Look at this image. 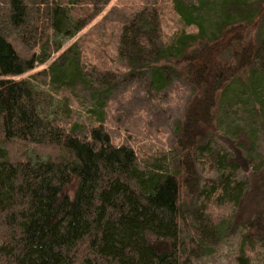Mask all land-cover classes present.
<instances>
[{"label":"trees","instance_id":"16d2710c","mask_svg":"<svg viewBox=\"0 0 264 264\" xmlns=\"http://www.w3.org/2000/svg\"><path fill=\"white\" fill-rule=\"evenodd\" d=\"M111 1L0 0V264H187L188 247L203 241L204 230L187 224L184 194H197L201 212L191 220L205 230L213 224L206 215L210 205L237 206V262L254 264L264 243V173L244 160L256 144L247 152L228 147L221 156L208 137L220 134L218 117L227 107L248 112L249 138L262 125L264 39L252 31L264 6L171 0L184 27L196 33L182 31L164 42L154 9L141 10L123 29L121 50L132 55L125 77H144L150 92L176 80L192 89L179 127L180 159L171 170L149 168L135 139L106 130L107 97L97 128L51 118L52 98L32 80L42 75L43 84L85 85L80 58L16 79L50 61ZM205 153L220 175L200 189L197 165Z\"/></svg>","mask_w":264,"mask_h":264},{"label":"rangeland","instance_id":"374dc122","mask_svg":"<svg viewBox=\"0 0 264 264\" xmlns=\"http://www.w3.org/2000/svg\"><path fill=\"white\" fill-rule=\"evenodd\" d=\"M251 1L259 7L264 6V0ZM143 9H154L159 14L164 42L182 31L197 32L194 27H184L171 0H112L86 28L75 37L68 39L62 50L55 52L50 61L16 79H30L33 75L43 73L54 63L62 68L63 62L80 58L79 67L82 68L85 85L78 84L75 89H69L53 83L52 80L43 84L42 75L35 81L32 80L39 91L52 98L51 118L57 117L64 126L80 125L97 128L98 124L95 121L98 120L99 105L102 104L104 97H107L106 130L114 134L121 132L124 137L130 136L135 139L136 145L147 153L144 162L149 168L160 164L174 170L180 159V149L177 145L179 127L185 120L193 92L181 80H176L171 87L161 92H150L144 77L134 80L125 77L127 70L124 65L132 55L129 50L125 52L121 50V35L123 29L134 21L135 16ZM252 32L254 38L264 39V18ZM209 35L211 34L208 33ZM262 59L264 60V54ZM243 90V87L239 89V96L242 98L245 95ZM238 101L240 105L242 100ZM258 108L261 109L260 106ZM221 110L218 117L220 134L216 137L209 138L210 135L208 137V141L212 139L214 142L212 147L219 150L223 156L228 151V147L232 146L247 152L246 147L256 144L255 150L248 152L244 161L249 163L254 171L264 173V118L262 125L254 132V136L249 138L248 126L253 121L249 119L250 116L245 108L240 107L239 110L227 107V110ZM28 155L35 159L31 150ZM200 158L201 163L197 165V169L201 179V189L206 181L210 182L209 180L220 174L213 166L214 163L208 153ZM230 160L229 156L227 164ZM240 167H243L240 168V172L245 169L244 165ZM242 177L241 174L240 178ZM196 197L197 194L183 195L184 211L189 215L187 224L194 229H202V232L204 230L203 241L198 238L196 244L189 245L187 257L185 256L187 264H238L241 229L240 226L234 225V221L237 220L239 209L232 203L223 206L210 205L206 215L213 224L211 228L209 226L205 230L203 226L191 220L195 214L201 212V204H198ZM206 237L208 239H205ZM261 246L254 253V264H264V243Z\"/></svg>","mask_w":264,"mask_h":264}]
</instances>
